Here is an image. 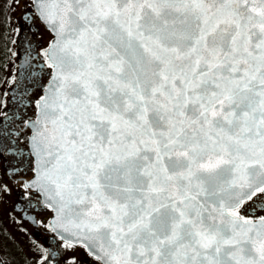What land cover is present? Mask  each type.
<instances>
[{
  "label": "snow or ice",
  "instance_id": "6c2138e0",
  "mask_svg": "<svg viewBox=\"0 0 264 264\" xmlns=\"http://www.w3.org/2000/svg\"><path fill=\"white\" fill-rule=\"evenodd\" d=\"M25 8L50 39L0 94V158L54 243L23 264H264V0Z\"/></svg>",
  "mask_w": 264,
  "mask_h": 264
},
{
  "label": "flooded vegetation",
  "instance_id": "af4514ba",
  "mask_svg": "<svg viewBox=\"0 0 264 264\" xmlns=\"http://www.w3.org/2000/svg\"><path fill=\"white\" fill-rule=\"evenodd\" d=\"M13 0H0V94H13L14 81L26 82V54L30 49L45 47L50 34L42 25H33L26 19L25 5ZM33 56L36 52L32 53ZM29 115L32 109H29ZM12 169H22L15 174ZM27 162L21 164L19 157L9 154L0 158V186L7 185L8 191L0 193V256L8 264H23L25 258L32 259L33 241L45 246L52 245V233L46 229L52 212L42 207L36 195L28 198L29 189L21 185L31 178ZM77 264H94L85 250L70 253Z\"/></svg>",
  "mask_w": 264,
  "mask_h": 264
},
{
  "label": "water",
  "instance_id": "95a60500",
  "mask_svg": "<svg viewBox=\"0 0 264 264\" xmlns=\"http://www.w3.org/2000/svg\"><path fill=\"white\" fill-rule=\"evenodd\" d=\"M54 215V214H53ZM51 221H52V219H51Z\"/></svg>",
  "mask_w": 264,
  "mask_h": 264
}]
</instances>
